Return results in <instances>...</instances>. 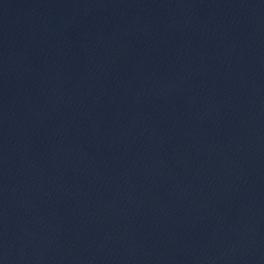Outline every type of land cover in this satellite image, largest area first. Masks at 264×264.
I'll list each match as a JSON object with an SVG mask.
<instances>
[{"label": "water", "instance_id": "water-1", "mask_svg": "<svg viewBox=\"0 0 264 264\" xmlns=\"http://www.w3.org/2000/svg\"><path fill=\"white\" fill-rule=\"evenodd\" d=\"M0 264H264V0H0Z\"/></svg>", "mask_w": 264, "mask_h": 264}]
</instances>
